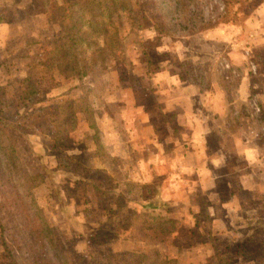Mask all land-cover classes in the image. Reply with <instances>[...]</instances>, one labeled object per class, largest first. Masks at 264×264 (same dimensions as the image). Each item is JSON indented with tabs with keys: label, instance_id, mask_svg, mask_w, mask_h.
Here are the masks:
<instances>
[{
	"label": "rangeland",
	"instance_id": "1",
	"mask_svg": "<svg viewBox=\"0 0 264 264\" xmlns=\"http://www.w3.org/2000/svg\"><path fill=\"white\" fill-rule=\"evenodd\" d=\"M57 1L0 0V139L3 138L0 146L7 143L14 146L20 163L32 174L31 193L24 196L16 190L13 175L0 167V264H125L131 251L149 253L156 249L178 257L177 264H264V226L258 225L254 238L242 237L241 246L223 247L225 238L215 237L217 248L202 247L199 243L204 236L196 231V224H180V218L210 202L197 193L196 208L187 205L192 203L191 199L177 203L176 194L183 198L191 194L184 183L171 186V190L167 181L161 184L163 176H147V173L156 174L158 162L162 171L169 168L165 162L170 152L162 154L160 146L113 149L107 135L112 117L111 126L119 131L121 138L124 125L121 110L131 99L146 107L150 120L157 125L158 137L167 136L170 129L164 122L174 123L170 117L175 116L176 109L166 114L161 112L153 95V78L165 66L178 67L181 77L191 78L185 68L186 62H190L186 55L190 54L186 51L189 46L195 61L206 64L211 75L216 71L231 85L243 77L251 80V92L239 111L244 114L240 121L245 128L256 122L255 139L264 142L262 105L256 93L260 87L264 88V47L257 43L260 38L243 49L244 62L237 65L223 51L222 29L212 37L169 29L175 17L185 19L188 10H198L199 21L204 18L213 23L222 11L224 0H193L187 2H193L188 7L175 8H167L163 0H132L140 3L144 15L142 32L138 28L130 29V19L123 18L119 32L124 39V51H118L117 58L106 54L107 70L96 71L83 79H65L52 64L44 62V52L53 46L59 32L47 19V13ZM259 1H238L237 9L243 10L235 19L241 43L251 37L245 28H264L255 14L246 20ZM234 7L233 4L231 8ZM133 8L136 10L138 5ZM154 24L164 33L159 34ZM214 24L224 28L223 24ZM197 26L202 24L198 22ZM193 76L198 73L193 72ZM85 93L91 105L82 102V111L77 113V129L63 130L59 122L65 117L66 106L75 101L78 105ZM215 141L210 136L211 146L205 156L214 151V157L207 159L205 169L208 174L221 173L223 186V180L234 176L231 168L235 164L246 166L247 161H243L234 146L219 148ZM260 149L264 152V146ZM148 153L154 156L155 165L148 161ZM255 159L261 161L256 163V168L263 173L264 156L257 154ZM179 167L176 171L180 179L181 174L188 178L195 176L193 172L179 171ZM230 184V189L210 188L211 198L222 200L229 190H236V183ZM30 194L41 213L26 211L32 200ZM148 199L160 203L158 211L174 218L175 226L165 231L154 226L139 229L143 216L137 211ZM259 209L264 213L260 202ZM39 217L48 220L53 228V238L49 241L42 242L34 228V220ZM129 220L133 225L131 231L126 230ZM258 222L264 224L263 219Z\"/></svg>",
	"mask_w": 264,
	"mask_h": 264
},
{
	"label": "crops",
	"instance_id": "2",
	"mask_svg": "<svg viewBox=\"0 0 264 264\" xmlns=\"http://www.w3.org/2000/svg\"><path fill=\"white\" fill-rule=\"evenodd\" d=\"M237 4L235 3L234 9H232L236 20L237 16L243 12L242 9H237ZM249 12H251V16L246 20H250L252 14H255L259 22L264 23V0L257 2ZM236 20L219 23L223 24L224 28L214 26L201 30L199 33L204 37H212L213 33H218L222 29L223 51L229 54L233 63L242 65L244 62L243 49L252 46L257 38H260L257 43H261V47H264V28L260 29L261 27L254 26L245 28L250 32L251 37L241 43L238 40L237 32L240 31L236 26ZM186 51L190 52V54H186L190 62H186L185 68L191 78L185 75L181 77L177 70L178 67L172 66L159 69L156 72V77L153 78L155 86L153 95H156V104L161 106V112L166 114L176 109L175 116L170 117L173 118L174 123L169 125V121L164 122L166 128L170 129L167 136L159 138L157 125L150 120L146 107L142 103H136L130 99L123 106L120 114V118L124 122L121 138L119 131L111 126L114 122L111 117L110 127L107 128V135L111 137L109 146H112L113 149H117L119 146H160L162 154L168 150L170 158L165 163L169 168L165 171L160 169L159 162L155 165L154 156H150L148 153V161H152L156 166H154L156 174L146 172L147 176H163L161 184L167 181L171 190V186H177L180 182L184 183L191 194H186L184 198L182 195L178 197L176 194L177 203L187 198V200H192V203L187 202V205L195 207L194 200L199 196L206 197V201L210 202H207L206 207H199V209L195 207V211L191 214L186 212L185 218H180L182 220L180 224L184 222L187 225L196 224V231L204 236L199 243L204 248H217L215 237L225 238L223 247L228 245L237 247L238 244L241 246L242 237L252 239L257 235L258 225L264 226L258 222V220H264V213L259 209V202L264 206V170L263 173L259 172L256 163L261 161L255 159L257 154H260L261 157L264 156V152H261L260 149V146H264V142L262 144L255 139L256 122H253L254 126L250 125L249 128H245L243 122L240 121L244 114L239 112L243 102L248 99L247 93L251 92V80L243 77L241 81H236L232 85L229 82H224L217 75L218 72L214 71L211 75L206 64H199L195 61V54L189 46ZM193 72H197L198 76L194 77ZM256 93L262 105L264 119V88L260 87ZM105 119L107 118L102 120ZM212 135L216 138L215 146L219 148L234 146L239 155L243 157V161H247L246 166L235 164L231 168L234 176L231 174V179L223 180V186L220 185L223 176L221 173L211 171L208 174L205 169V166L208 168L207 159L213 160L214 157L212 155L214 151L210 156H205V151L208 146H211L210 136ZM178 165H180L179 171L193 172L195 176L188 178L186 174L185 176L181 174L182 179H180V175L176 171ZM231 181L236 183V190H229L228 195L222 200L211 198L209 193L211 189L220 186L230 189ZM195 186L199 187L201 191L198 192ZM162 199L167 198L162 196ZM176 218L179 219V216ZM190 219L193 222H190ZM245 241L247 242V239ZM178 260L177 257V262ZM201 261L203 262V259Z\"/></svg>",
	"mask_w": 264,
	"mask_h": 264
},
{
	"label": "trees",
	"instance_id": "3",
	"mask_svg": "<svg viewBox=\"0 0 264 264\" xmlns=\"http://www.w3.org/2000/svg\"><path fill=\"white\" fill-rule=\"evenodd\" d=\"M167 8L176 6H189L193 0H163ZM239 0H224L222 11L217 14L216 19L212 23L211 20L204 18L199 21L198 10L196 12L186 13L185 19L175 17V21L170 24V31L180 30L188 33H195L206 28L214 27L215 24L228 23L235 21V16L231 15V7ZM138 5L134 10L133 5ZM45 9V8H44ZM176 11V9H175ZM140 3L132 0H59L47 13L49 25L55 26L58 32L54 38V44L51 48L44 52V62L48 61L53 65L57 74L65 79L78 78L83 79L92 75L96 71L107 70L108 65L105 61L106 54L117 58L118 51H124L123 37L120 36L119 28L123 24V18L130 19V29L138 28L142 32L143 25L141 19L144 15L141 13ZM190 13V14H189ZM177 16V14H174ZM231 15V16H230ZM203 21V22H201ZM205 21V22H204ZM198 22L202 24L197 26ZM178 28H174V26ZM155 30L160 33L162 30L155 24ZM172 29V30H171ZM169 31V33H170ZM191 33V34H192ZM129 34V31L128 33ZM124 55V54H123ZM41 57V55H40ZM93 94L92 90H87ZM91 91V92H90ZM88 93L78 100V105L68 104L64 119L59 122L60 128L67 131L76 130L78 127L77 113L82 111V102L89 104ZM3 142V138L0 139ZM0 167L3 170H8L14 177L16 190L22 195L31 193L30 181L32 174L23 167L19 158L16 156L14 146L7 143L5 146H0ZM31 196L30 206L27 207L28 213H41V209ZM118 196L119 195H115ZM117 198V199H118ZM117 199L115 201H117ZM141 210L137 212L143 216L142 225L144 227H158L162 230L169 229L176 220L162 214L158 211L161 204L155 203L153 199L144 201L141 205ZM36 219V218H35ZM24 221V220H21ZM35 229L39 231L42 242L49 241L53 238V228L48 220L39 217L34 220ZM132 221L129 220V227L126 230H132ZM175 226V225H173ZM134 230V229H133ZM4 243V242H3ZM127 254V253H125ZM128 260L125 264H177V257L168 255L158 249L149 253L142 251H131L128 253Z\"/></svg>",
	"mask_w": 264,
	"mask_h": 264
}]
</instances>
